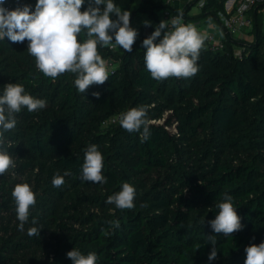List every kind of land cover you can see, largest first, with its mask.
Masks as SVG:
<instances>
[{"label": "trees", "instance_id": "obj_1", "mask_svg": "<svg viewBox=\"0 0 264 264\" xmlns=\"http://www.w3.org/2000/svg\"><path fill=\"white\" fill-rule=\"evenodd\" d=\"M168 1L113 0L131 13V26L137 16L151 26H132L138 37L130 53L99 49L109 79L85 93L74 74L45 77L27 41L0 40V95L6 84L18 83L46 101L38 111L22 108L16 127L4 134L16 166L0 176V264H72L73 249L94 252L97 264H244L246 247L264 242V0L250 8L252 28L242 37L224 33L221 49L205 40L196 75L157 81L145 67L142 41L162 21L163 9L175 10ZM226 1L203 0L195 13L187 3L180 9L184 23L222 30ZM35 3L6 0L4 7L34 11ZM134 107L146 110V141L143 128L129 133L119 123ZM92 144L103 155L106 184L81 178ZM57 174L64 177L61 187L52 185ZM125 182L135 188L131 210L106 203ZM18 183L36 194L23 231L11 195ZM225 194L242 224L231 236L209 224ZM31 227L39 236L28 235ZM209 236L217 249L211 261Z\"/></svg>", "mask_w": 264, "mask_h": 264}, {"label": "clouds", "instance_id": "obj_2", "mask_svg": "<svg viewBox=\"0 0 264 264\" xmlns=\"http://www.w3.org/2000/svg\"><path fill=\"white\" fill-rule=\"evenodd\" d=\"M5 3L6 0H0V40L7 37L13 43L27 41V51L35 58L36 67L45 77L55 80L65 73L74 74V84L80 93H85L92 85H103L109 79L107 61L101 56L100 48L119 47L130 53L138 37V30L130 24L131 13L122 10L113 0H89L84 10L85 0H36L34 11L30 5L9 10L4 7ZM113 15L116 19L112 18ZM182 19L180 13L160 21L151 35L142 41V47L146 49L145 67L154 80L190 78L199 71L197 61L208 36L198 31L195 25L184 24ZM143 24L151 26L147 20ZM93 96L99 98L100 93L94 92ZM25 107L29 112L38 111L46 107V101L27 94L21 84H6L0 95V176L16 166L7 151L6 145L10 147L11 144L4 134L16 127V114ZM146 117L144 108L134 107L120 115L119 123L129 133L140 132L143 128L142 136L146 141L150 136ZM102 169L103 155L98 145L92 144L85 152L81 178L106 184L108 181L102 175ZM64 182V177L58 174L52 179L54 187H61ZM135 194V188L125 182L106 203L115 204L121 210H131L135 207ZM11 195L20 222L18 230L23 231L29 210L36 204V194L29 184L18 183ZM231 201L232 197L225 194L224 202L216 205L218 214L209 221L217 234L231 236L242 228L241 218ZM32 223H37L35 218ZM111 224L116 228L120 226L119 221ZM39 232L36 227L28 229L29 236H39ZM214 237H208L213 245L209 261L217 257ZM245 252L244 264H264V242L251 244ZM67 257L72 264H97L98 261L94 252L84 255L77 249L69 251Z\"/></svg>", "mask_w": 264, "mask_h": 264}, {"label": "built area", "instance_id": "obj_3", "mask_svg": "<svg viewBox=\"0 0 264 264\" xmlns=\"http://www.w3.org/2000/svg\"><path fill=\"white\" fill-rule=\"evenodd\" d=\"M186 4L189 2L192 3V8L197 7V9L203 4V0H185ZM257 0H227L225 3V8L227 11V16H221L223 21V27L221 31V37H216L213 33L202 31L197 27L198 31L201 33H207L208 38L206 39L212 49H221L223 48L222 35L226 33L232 38L242 37L248 30L252 28V18L249 14L250 8L256 3ZM169 4H172V0L168 1ZM185 4V5H186ZM174 7V6H173ZM175 10L166 8L161 11V19L169 20L171 17H174L180 14V9L178 10L174 7ZM184 23V20L182 19ZM185 24V23H184ZM111 48V47H110ZM119 48V47H116ZM115 49V48H114ZM120 49V48H119ZM235 54L241 57V52L238 48H235ZM114 120V119H113Z\"/></svg>", "mask_w": 264, "mask_h": 264}, {"label": "rangeland", "instance_id": "obj_4", "mask_svg": "<svg viewBox=\"0 0 264 264\" xmlns=\"http://www.w3.org/2000/svg\"><path fill=\"white\" fill-rule=\"evenodd\" d=\"M186 4L185 0H175V2H173V5H175V7L179 10L182 9ZM197 7H193L190 10V13H195L197 12ZM143 21H145V18L143 16H137L134 18V20L132 21V26H137L139 24H142Z\"/></svg>", "mask_w": 264, "mask_h": 264}, {"label": "crops", "instance_id": "obj_5", "mask_svg": "<svg viewBox=\"0 0 264 264\" xmlns=\"http://www.w3.org/2000/svg\"><path fill=\"white\" fill-rule=\"evenodd\" d=\"M175 2V0H172V4ZM175 7V5H173ZM199 28L202 31H206L209 33H213L216 37H221V31L217 26H212V25H200Z\"/></svg>", "mask_w": 264, "mask_h": 264}]
</instances>
